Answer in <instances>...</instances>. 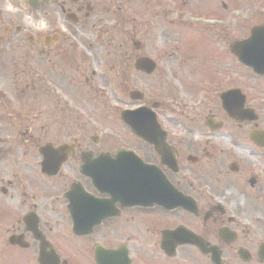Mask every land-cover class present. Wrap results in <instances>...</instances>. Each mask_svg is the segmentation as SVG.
Wrapping results in <instances>:
<instances>
[{
    "label": "flooded vegetation",
    "instance_id": "af4514ba",
    "mask_svg": "<svg viewBox=\"0 0 264 264\" xmlns=\"http://www.w3.org/2000/svg\"><path fill=\"white\" fill-rule=\"evenodd\" d=\"M214 6L184 29L214 43L215 77L183 80L179 113L160 123L168 147H112L115 123L99 137L82 113L96 73L60 70L98 22L132 25L135 0H0V264H264V76L231 53L264 38V0ZM167 14L149 18L153 40L182 38L162 29ZM124 150L146 166L123 162L142 175L129 187L113 167Z\"/></svg>",
    "mask_w": 264,
    "mask_h": 264
},
{
    "label": "rangeland",
    "instance_id": "374dc122",
    "mask_svg": "<svg viewBox=\"0 0 264 264\" xmlns=\"http://www.w3.org/2000/svg\"><path fill=\"white\" fill-rule=\"evenodd\" d=\"M142 1L146 4L147 0H135L133 13H130V11L127 12L128 15L135 17L132 19V25L128 24L123 27V21L126 22L124 19L126 15L122 16L121 12H119L113 18L98 22L92 34L93 36L91 35L88 39L76 37V40H78L80 44L83 42L84 45L79 44L77 46H72L74 51L66 54V58L64 59L65 63L61 65L60 71H69V63H74L75 66L81 64L80 71L85 72V70H88L89 77H91L89 67H95L96 70H98L100 76L97 77L96 80L91 79V81L86 84V86H88L87 89L84 87L81 92V95L85 96L81 101L82 113L89 125L99 128H101V126L96 123L100 121L107 122V120H101L99 114L103 113L108 115L109 113V120L112 119V116L114 117L117 115V118L119 116V128L117 127L118 134H116L119 142L113 143L112 147H141L140 143L131 135L129 129L120 120V115L123 110L140 104L130 99V93L139 91L145 96V101L143 103L146 102L149 105L156 101L163 102L164 108L160 111L159 120L166 121L169 118L176 117L180 111L178 105L184 103L181 98L178 97V95H181L182 91H184L183 79L187 78L188 75H194V78L198 80H207L206 86H209L211 83L210 80L215 77L211 75L209 78L207 76L209 63L212 62L211 54L215 46H210L207 40L202 38H194L195 43L191 44L194 48V51H191L193 53V59L190 60L188 64L194 66L182 67L183 70H179V63L184 57L183 54L186 53L185 50H187L186 45L188 41H193L190 35L200 36L199 33L196 31L193 32V29H182L178 26L177 32L183 34L182 40L173 39L171 37L163 40H153V38L158 35L160 29H149V27L144 24V21L149 20L150 17L153 19L152 16H159L161 12L163 13L164 9L170 11V8L173 6L177 9H184L186 14L203 15V12L212 11L211 9L215 7L214 5H216V2H220L221 0H156V5H152V7L147 6V4L141 5V3L143 4ZM241 1L242 0H225V4L228 6L241 5ZM116 17L122 20L121 24H114V19H116ZM165 19L173 20L180 23L181 26H186V24L184 25L183 23L184 18L178 15V11L177 13L168 12ZM98 28L103 30L104 33H107V37L103 35L101 38ZM84 31L89 32L90 29L88 28ZM133 32L134 34L132 35ZM135 41L144 44L145 49L141 52L132 50L130 53L131 59H129L128 62H122L120 57L123 51H126V48L130 49ZM71 42L74 43L72 40L69 41V43L67 42L68 44L64 46L71 47ZM128 42L130 43L128 44ZM89 44H93V47L98 48L99 51H91L89 49ZM117 46H120V48L118 49ZM84 48L86 50H84ZM70 53L71 55L69 56ZM82 53H91L95 56V59L90 55L92 59L88 60L86 55L84 56ZM204 53L207 55H204ZM144 55L153 58L159 65L158 73L152 78L136 73L131 66L134 59ZM199 64L206 71L205 75H197L195 70ZM102 76H105V80H107L106 83L100 82ZM90 84H93L95 87L96 85L99 86V84H102L105 96L100 97L99 94L89 91L91 87ZM85 90L88 92L87 95ZM79 106L80 104H72L73 109ZM89 134H94V132L89 131ZM100 134H104L102 129L98 135ZM8 263L14 264L12 262Z\"/></svg>",
    "mask_w": 264,
    "mask_h": 264
},
{
    "label": "water",
    "instance_id": "95a60500",
    "mask_svg": "<svg viewBox=\"0 0 264 264\" xmlns=\"http://www.w3.org/2000/svg\"><path fill=\"white\" fill-rule=\"evenodd\" d=\"M258 44H256V41H252V43H247L248 50L244 54L246 63L256 66L254 64V57L256 56L258 52ZM238 46L234 50L238 56L241 57V49ZM238 49V50H237ZM252 51V53L250 52ZM240 51V52H239ZM137 69L140 71H147L152 72L155 70V64L151 62L148 59H140L137 62ZM152 70V71H151ZM134 97V95H133ZM135 98V97H134ZM225 108L228 112H230V108L225 105ZM231 115L234 116V110L232 109L230 112ZM122 120L126 125H128L131 128V131L134 135H136L138 138H141L145 142H148L151 145H154L155 147H166V144L163 142L162 136H161V130L159 126L157 125L156 119L154 115L146 110L145 108L139 109L134 112H124L122 114ZM122 166L120 167V182H125L126 180H129V174L122 171ZM126 184H129L126 182Z\"/></svg>",
    "mask_w": 264,
    "mask_h": 264
}]
</instances>
